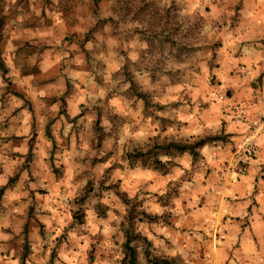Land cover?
I'll use <instances>...</instances> for the list:
<instances>
[{"label": "clouds", "instance_id": "obj_1", "mask_svg": "<svg viewBox=\"0 0 264 264\" xmlns=\"http://www.w3.org/2000/svg\"><path fill=\"white\" fill-rule=\"evenodd\" d=\"M0 264H264V0H0Z\"/></svg>", "mask_w": 264, "mask_h": 264}]
</instances>
